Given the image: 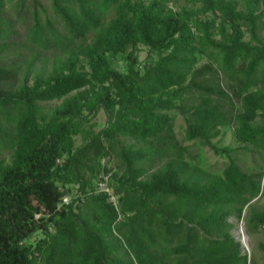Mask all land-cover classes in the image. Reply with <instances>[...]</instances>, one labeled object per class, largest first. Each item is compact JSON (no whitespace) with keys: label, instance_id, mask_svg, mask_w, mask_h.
I'll use <instances>...</instances> for the list:
<instances>
[{"label":"trees","instance_id":"obj_1","mask_svg":"<svg viewBox=\"0 0 264 264\" xmlns=\"http://www.w3.org/2000/svg\"><path fill=\"white\" fill-rule=\"evenodd\" d=\"M11 3L0 264H264L232 234L264 237V0ZM225 128L238 146L213 142Z\"/></svg>","mask_w":264,"mask_h":264},{"label":"rangeland","instance_id":"obj_2","mask_svg":"<svg viewBox=\"0 0 264 264\" xmlns=\"http://www.w3.org/2000/svg\"><path fill=\"white\" fill-rule=\"evenodd\" d=\"M18 0H11V4L17 2ZM148 1V0H145ZM30 0H26V4L28 5ZM10 4H8L9 6ZM264 36V32H263ZM148 55L146 50L143 48L142 51L139 53V62L140 64H144L145 62H148ZM121 66L123 67L121 62L113 64V67L117 70L121 69ZM54 105V102L52 103ZM51 104V105H52ZM98 123L104 124L105 122V116L103 113H100L98 118H97ZM183 122L181 120L180 116H177L175 118V134L177 136V139L184 145L188 146L189 150L191 153L197 157L199 164L203 167L206 168L210 171H220L225 163V159L220 156H216L212 153L210 149L206 148H200L194 143L190 142H185L184 141V135H183ZM213 142L218 146V147H236L238 146V143L236 142L234 138V134L232 131V128H225L221 129V135L218 136L216 139L213 140ZM250 161V160H249ZM248 165V164H247ZM242 168L245 169L246 164L241 163ZM232 234L240 241L244 242L243 244L241 243L243 250L246 251L247 253H250L251 251L256 252V245L259 241H264V237L260 234H254L251 236H248L247 233L244 230L243 223L242 222H236L235 227L232 230ZM245 237V238H244ZM36 237H32L30 240L33 242ZM259 264H263L260 263Z\"/></svg>","mask_w":264,"mask_h":264},{"label":"built area","instance_id":"obj_3","mask_svg":"<svg viewBox=\"0 0 264 264\" xmlns=\"http://www.w3.org/2000/svg\"><path fill=\"white\" fill-rule=\"evenodd\" d=\"M101 188H102V190L105 191V192H108V191H109V190L105 187V185H102ZM110 200H111V201H114V197L112 196V197L110 198ZM67 202H68V199H67V198H64V199H63V203L66 204Z\"/></svg>","mask_w":264,"mask_h":264},{"label":"water","instance_id":"obj_4","mask_svg":"<svg viewBox=\"0 0 264 264\" xmlns=\"http://www.w3.org/2000/svg\"><path fill=\"white\" fill-rule=\"evenodd\" d=\"M244 238H245V237H244ZM240 243H242V244H243L244 242L242 241V242H240Z\"/></svg>","mask_w":264,"mask_h":264}]
</instances>
